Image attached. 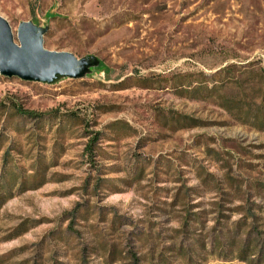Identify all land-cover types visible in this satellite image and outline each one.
I'll use <instances>...</instances> for the list:
<instances>
[{
  "label": "rangeland",
  "instance_id": "1",
  "mask_svg": "<svg viewBox=\"0 0 264 264\" xmlns=\"http://www.w3.org/2000/svg\"><path fill=\"white\" fill-rule=\"evenodd\" d=\"M0 16L16 42L32 21L45 48L100 59L80 79L0 74V264H264V0Z\"/></svg>",
  "mask_w": 264,
  "mask_h": 264
},
{
  "label": "water",
  "instance_id": "2",
  "mask_svg": "<svg viewBox=\"0 0 264 264\" xmlns=\"http://www.w3.org/2000/svg\"><path fill=\"white\" fill-rule=\"evenodd\" d=\"M47 31L48 26L23 21L19 24L16 42L9 22L0 16V74L52 83L60 77L80 79L99 66L96 55L78 57L72 52L45 48Z\"/></svg>",
  "mask_w": 264,
  "mask_h": 264
},
{
  "label": "trees",
  "instance_id": "3",
  "mask_svg": "<svg viewBox=\"0 0 264 264\" xmlns=\"http://www.w3.org/2000/svg\"><path fill=\"white\" fill-rule=\"evenodd\" d=\"M230 101H226V105L230 104L229 103ZM26 114V113H25ZM32 113H28V115H31ZM33 115H36V114H33ZM100 134L99 132L97 133H94V135L90 138V141L88 142V146H87V152L90 153V156H95L93 154V151L95 150V146H96V143L98 142L99 138H100ZM136 257V256H135Z\"/></svg>",
  "mask_w": 264,
  "mask_h": 264
}]
</instances>
